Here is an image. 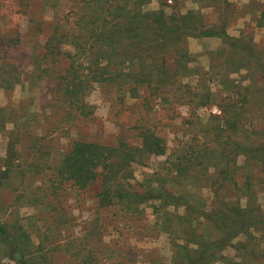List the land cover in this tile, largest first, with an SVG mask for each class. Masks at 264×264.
I'll use <instances>...</instances> for the list:
<instances>
[{"label": "rangeland", "instance_id": "1", "mask_svg": "<svg viewBox=\"0 0 264 264\" xmlns=\"http://www.w3.org/2000/svg\"><path fill=\"white\" fill-rule=\"evenodd\" d=\"M105 1L100 0L102 5H106ZM136 1L134 4L130 2L131 8L137 9V13L149 21L150 25H155L153 22L157 20L160 10L170 21L171 17L183 16L192 9L199 12V20L204 26L223 22L233 23L235 27L229 29L231 36L239 37L249 44L261 63L257 65L245 50L227 46L218 36L208 39L184 34L179 41L170 43L163 50L162 48L155 50V53L153 52L154 54L149 55L144 61L138 60L139 56L132 61V70H143L142 73L150 77V80L138 82L132 78L126 82L120 77L116 79V83H119L118 87L104 89L99 84L92 86L85 98L94 106L93 114L85 119L80 127L75 128V125H72L65 132L60 130L56 134L55 140L51 143L53 149L50 159L55 160L60 153L68 150L74 139L81 136L95 141H113L118 135L119 139H125L131 144H139L141 137L138 134V125L147 123L167 139L168 152L164 156L150 157L144 165L136 163L133 165L134 178L131 182L137 186V189L143 191L154 185L147 179L156 178L157 175H154L156 172H161L170 166L164 161L178 148L177 143L182 142V152L204 148L207 149V153L194 158V161L188 165L191 166L190 171L186 167L188 173H182L183 176L175 177V172L167 173L164 170V179H167L166 188H177V194L185 199L188 198L192 207L203 206L204 201L206 206L203 210H210L213 208V190H217L221 199H234L236 194L232 185L239 181L238 185L241 186L243 179L240 178L247 176L252 168L260 176L252 180L254 190L258 189L254 202L256 205L260 204L264 212V172L259 171V163L255 157L248 154H229L228 147L224 143L227 138H232L234 142H241L244 145L264 146V15H261L262 12L264 13V0H247L245 3L243 0H232L229 11H225L223 1L215 0H144L141 6L142 1L137 3ZM88 6H81L75 0H0V28L9 33H15L17 29L21 37V40L9 51V56L20 60L21 70H28L30 60L33 61L41 52L44 35L49 34L58 24V18L64 16L65 20H73L69 16V10L78 13L91 12ZM90 16L91 13L88 14V17ZM242 16L244 19H240ZM85 24L87 28L93 27L92 22ZM109 24L103 20L101 24L95 26L99 30H108ZM133 27V32L139 33L142 37H135L134 42L141 41L140 44L147 46L151 43L144 36L151 38L150 40H157L155 35L152 36L150 27H145L144 30V24L140 23H135ZM120 41L121 56L116 61V67L122 68L129 64L119 62L122 57L128 58L125 55L128 40L123 35ZM73 48L72 44H66L63 50L73 51ZM182 52L184 56L180 61L177 58ZM138 54L145 55V52L141 49ZM162 60L171 68V75L167 76L164 82H161V77L166 76L163 64L161 66ZM145 62L146 65L142 69L141 65ZM56 65L64 64L57 62ZM48 66L52 68L51 65ZM234 66L239 69H234ZM53 71L54 68L51 73ZM252 82H255L254 86L244 89ZM40 84L26 87L27 85L21 82L12 90L0 88V108L9 104L16 106L27 96L33 99V104L36 105L34 107H37L42 94L51 86L52 79ZM153 90L157 91L153 93ZM239 90L244 95L246 92L258 93L260 103L256 104L257 107L253 109L243 107L245 113L242 115L244 117L242 121L247 119L251 124L236 131L229 128L225 137L214 138L212 131L209 135L200 133L199 130L205 128L204 125L208 121L206 117L209 114L222 117L225 112L230 111L231 104L241 106V101L238 102ZM208 91L210 97L207 98L204 93ZM22 110L26 114L29 113L27 108ZM191 112L192 116H190ZM4 116L7 115L4 113ZM189 116L196 121L194 124L184 121ZM196 116L198 118H195ZM43 119L46 121L40 119L42 124L32 125L31 128L27 125L28 132L31 133V129L41 125L48 128L50 126L47 122L48 118ZM20 122L29 124L26 119ZM35 123L36 121L33 120L32 124ZM13 129L12 121L0 128L1 163L7 154V144ZM25 138L23 146L26 149L33 144V140L27 136ZM18 152L21 153L20 150ZM256 152L252 155L254 156ZM226 153L227 156H224ZM38 155L39 153L35 156ZM18 159L22 162H30L34 159V155H20ZM44 169L45 172L42 174L44 179L38 177L33 183L32 177L22 178V174L12 173L11 183L1 192L0 219L6 221L12 231L22 234L15 245L20 249L21 257L36 264H85L86 255L91 258L89 264L90 262L91 264L114 262L115 264H162L171 261L173 247L167 233L157 232L162 228L160 224L163 219L156 222L153 220V202L141 204L144 206V212L137 214L140 219L130 217V213L121 211L118 206L101 207L95 196L99 189L98 181L85 190H78L66 183L56 189L59 195L57 200L54 194L46 195L51 193L46 191V187L50 185L49 179H53L54 175L51 169L46 166ZM223 169H227L234 179L221 182ZM194 170L201 172L197 173ZM27 182H31L30 186L33 189L43 186L44 191L41 190L38 197L32 196V193L24 188ZM222 184L226 185L222 186ZM219 186L222 187L218 189ZM248 193L249 191L246 192ZM37 198L45 204L36 205ZM245 202L246 199H242V203ZM167 211L184 214L185 206L179 205L177 208L169 204ZM61 216L63 217L59 219ZM183 228L184 226H175L174 229H177L175 235L184 237ZM250 231V234L258 239V242L251 240L250 245L253 241L256 246L264 249V228ZM246 239L245 235H240L235 243ZM179 242H182V239H179ZM4 244L0 238V264H18L17 259L20 257L18 252L14 249L6 253ZM252 248L250 246L249 250L251 251ZM243 252L238 250L236 245L228 246L221 255L218 253L216 256L218 260L214 264H225L222 256L234 257ZM105 256H107L106 260ZM245 264H264V257L258 263L247 259Z\"/></svg>", "mask_w": 264, "mask_h": 264}, {"label": "trees", "instance_id": "2", "mask_svg": "<svg viewBox=\"0 0 264 264\" xmlns=\"http://www.w3.org/2000/svg\"><path fill=\"white\" fill-rule=\"evenodd\" d=\"M75 1L79 2L81 6L89 5L88 9H91V12L78 13L69 10V16L73 20L66 19V21L64 16L59 17L58 24L51 29L49 34L44 35L45 40L41 52L33 61L30 60L28 70H21L20 60L9 56V51L21 40L19 31L16 29L15 33H9L0 28V88L12 90L21 82L26 84V87H34L35 85H41L40 83L45 80L49 82L52 79L51 86L41 96V101L37 105L38 108L34 107L36 105L33 104V99L29 96L21 99L16 105L17 107L9 104L0 108V128H3L9 121H12L14 126L13 134H11L7 144V154L3 158V162H0V209L2 206L1 192L6 185L11 183L12 173L18 172L22 174V178L32 177L33 183L38 177L44 179L42 174L45 172L44 168L46 166V168L52 170L54 175L53 179H49L51 181L49 182L50 185L46 187V191L51 193L46 195L54 194L57 197L54 198L57 200L59 195L56 193V189L66 183L78 190H85L98 181L99 189L96 191L95 196L101 207L118 206L121 211L130 213V217L138 218L137 214L144 212V206H141V204L153 202V220L156 222L163 219L160 224L162 228L158 229L157 232L167 233L173 247L171 261L162 264H214L218 260L216 258L218 253L221 255L226 247L232 245H236L238 250L244 252L236 254L234 257L222 256L221 258L224 259L225 264H245L247 259L255 263L260 262L264 257V249L256 246L253 241L250 245L251 240L258 242V239L250 234V230L264 228V212L261 210V205H256L254 202L258 189L254 190V183L252 182L260 176L252 168L247 176L240 178L243 179L241 186L238 185V180L232 185L236 194L234 199H221L220 195L217 194V190H213V208L203 210L206 202L203 201V206L194 208L188 198L185 199L177 194V188H173L174 190L171 187L166 188L165 181L167 179H164V170L167 173L175 172V177L183 176L182 173H188L186 167L190 171L191 166H188L190 162L194 161L193 159L198 155L206 154L207 149L198 148L193 151L190 149L182 152L183 144L179 142L177 143L178 148L174 150L170 158L164 161V163H169L170 166L161 172H156L154 174L157 175L156 178L147 179L148 182L154 184L153 186L141 191L131 182V179L134 178L133 165L135 163L144 165L150 157L164 156L168 152L167 139L147 123L138 125V134L141 137V143L139 144L135 145L125 139H119L120 136L118 137V135L113 141H95L81 136L74 139L68 150L60 153L55 160L50 159L51 150L53 149L51 143L55 140L56 134L60 130L65 132L72 125H75V128L80 127L83 121L93 114L94 106L85 98L92 86L99 84L104 89L118 87L119 83H116V79L120 77L124 78L123 80L126 82L132 80V78H135L138 82L151 79L145 73H142L143 70H132L131 63L136 57L139 56L138 60L144 61L153 52L155 53V50L159 48L163 50L170 43L179 41L184 34H191L196 37L218 36L227 46L237 50H245V53L250 55L254 62L259 65L261 60L254 49L245 43L243 39L229 35L226 22L204 26L199 20V12L193 9L183 16L171 17L172 20L170 21L172 22L167 20V16L160 10L156 17L157 20H155L156 23L153 22L155 26L150 25L149 21L142 18L137 13L136 8V10L131 8L130 2L134 4L135 0H106V5H102L100 0ZM115 1L116 3H113ZM138 1H142L141 6L144 0H137L136 3ZM215 1H223L225 11H229L230 1ZM19 11L24 12L22 9H19ZM89 13H91L90 17H88ZM261 15H264V13L262 12ZM103 20L110 23L108 30H99L96 27ZM91 22L93 27L87 28L85 23ZM122 23L123 25H121ZM135 23L144 24V30L145 27H150L149 29L153 33L152 36H156L157 44H155V40H150L151 38L145 36L144 38L149 39L152 45L143 46L140 44L141 41L134 42L135 37L142 38L139 33L133 32ZM123 35L128 40L125 50V55L128 58L122 57L119 62L129 64L119 68L116 67V61L121 56L119 44L121 42L120 37L122 38ZM66 44H72L73 51L63 50ZM141 49L145 52V55L138 54ZM183 53H180L181 56L177 58L180 61L183 60ZM184 60L187 59L184 58ZM57 62L64 65H56ZM162 64L166 72V76L161 77V82H164L167 79L166 77L171 75V68L164 60L161 61V66ZM48 65L54 68L53 73H51L52 68H49ZM144 65H146V62L141 65L142 69L145 67ZM171 67L173 66L171 65ZM234 69H239V67L234 66ZM252 83L244 89L255 85V82ZM149 85H151L150 82ZM156 87L158 88V86ZM154 91L157 90L152 92L154 93ZM239 92L238 102L241 101V106L231 104L230 111L225 112L222 117L209 114L206 117L208 121L204 125L205 128H202L203 131L199 130L200 133L209 135V132L212 131L214 138L217 136L225 137L227 129L232 128L236 131L251 124L247 119L242 121L244 118L242 115L245 113L243 107L248 109L257 107L256 104L259 105L260 103L258 93L246 92V95H244L241 90ZM204 95L207 98L210 97V91L204 93ZM24 108H27L28 114L22 110ZM190 111L192 110L190 109ZM4 113L7 116H4ZM190 116H192V112ZM190 116L184 121L194 124L196 121L191 119ZM44 117L48 118L47 122L50 126L46 128L45 125H41L31 129L32 132L29 133L27 125L31 128L32 125L42 124L40 119L45 120ZM25 119L29 124L20 122L21 120L25 121ZM33 120L36 121L35 124H32ZM26 136L33 140V144L25 149L23 142ZM231 139L224 140L226 147H228V153L233 155L243 153L255 157L260 165L259 171L264 172V146L252 147L249 144L244 145ZM19 150L21 153L18 152ZM253 152H256L254 156L252 155ZM38 153L39 155L36 157L35 155ZM228 153L224 156H227ZM20 155H34V159L30 162H22L18 159ZM194 172L199 173L201 170H194ZM221 174V182L223 183L234 179L227 169L221 170ZM30 185L31 182H27L24 188L29 190L34 197H38L41 190L44 191L43 186H37L33 189ZM224 185L226 184H222V186ZM222 186H219L218 189ZM246 190L249 191L248 194H246ZM244 198L246 202L242 203ZM35 204L44 205L45 203L37 198ZM169 204L177 208L179 205L185 206L184 214L167 211ZM178 225L184 226L182 230L184 237L175 235L177 229H174V227ZM23 235H25V232ZM240 235H245L247 239L235 243ZM19 236H22V234L12 231L9 224L0 219V238L5 243L6 253L8 250L14 249L20 251L15 246ZM179 239H182V242H179ZM250 246L253 247L251 251L249 250ZM86 257L84 259L85 264H89L91 258L88 255ZM17 260L18 264H36L23 257H18ZM112 264H115V262Z\"/></svg>", "mask_w": 264, "mask_h": 264}, {"label": "crops", "instance_id": "3", "mask_svg": "<svg viewBox=\"0 0 264 264\" xmlns=\"http://www.w3.org/2000/svg\"><path fill=\"white\" fill-rule=\"evenodd\" d=\"M228 1L231 2L232 0H228ZM243 2L245 3V2H247V0H243ZM240 17H241V16H240ZM240 19H244L243 16H242V18H240ZM236 25H237V27H240V26H238V24H236ZM233 27H235V24H233V23H231V24H230V23H227V25H226V29H227V33H228L229 35H231V34L229 33V29H230V28H233ZM206 38L209 39L210 37H206ZM210 39H211V38H210Z\"/></svg>", "mask_w": 264, "mask_h": 264}, {"label": "water", "instance_id": "4", "mask_svg": "<svg viewBox=\"0 0 264 264\" xmlns=\"http://www.w3.org/2000/svg\"><path fill=\"white\" fill-rule=\"evenodd\" d=\"M16 251L18 252L19 256L21 257V253H20V251H19V250H16Z\"/></svg>", "mask_w": 264, "mask_h": 264}]
</instances>
